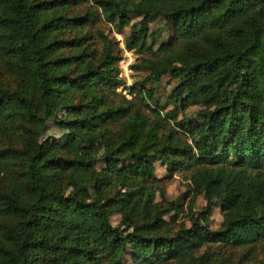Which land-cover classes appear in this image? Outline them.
Instances as JSON below:
<instances>
[{"label": "trees", "instance_id": "16d2710c", "mask_svg": "<svg viewBox=\"0 0 264 264\" xmlns=\"http://www.w3.org/2000/svg\"><path fill=\"white\" fill-rule=\"evenodd\" d=\"M86 1L0 0V264H124L125 253L131 264H232L199 251L264 239V0ZM156 16L174 28L157 46ZM98 20L129 25L132 66L148 72L131 97L117 90L121 47ZM165 74L182 107L199 106L194 144L166 126L145 85ZM51 118L66 130L63 146L42 137ZM99 135L115 145L96 170L80 148ZM151 154L189 170L194 197L215 196L189 226ZM91 187L101 199L87 198Z\"/></svg>", "mask_w": 264, "mask_h": 264}, {"label": "rangeland", "instance_id": "374dc122", "mask_svg": "<svg viewBox=\"0 0 264 264\" xmlns=\"http://www.w3.org/2000/svg\"><path fill=\"white\" fill-rule=\"evenodd\" d=\"M87 3L94 4L91 0H87ZM138 19V17H131L130 15L126 16V20L131 22ZM96 26L102 28L110 36H114L118 40V45L121 47V59L119 60L120 76L122 78V85L117 87L119 92H122L127 97H131L129 94L128 86L131 84L139 83L144 81L147 70L144 68H133L132 64L140 62L139 54H136L132 49H127L124 45V37L129 32V25L122 26V30L118 31L115 28L116 26L112 25L103 20H98ZM149 29L154 31L156 34L155 40L157 46L161 41H169L173 37L174 28L172 25L167 24L164 19L160 16H156L151 19L149 22ZM147 87H153L154 93L153 96L157 101V105L161 108V113L166 116V126H172L177 129V135L182 139H188L192 144L194 140L188 134L190 128V123H198L202 121V118L198 116L197 111L199 109L198 105H190L187 107H182L181 101L176 93L172 91L173 87L176 85L177 81L175 78L171 77L169 74L161 76L160 80L157 83L151 81H145ZM169 111L176 116L177 121H180L181 124H178L174 119L168 116ZM65 129L59 127L53 118L47 121L46 129L43 131L42 137L49 136L51 140L59 146H63ZM199 132L193 135L195 139L199 141ZM192 139V140H191ZM114 142H111L105 135H99L95 139H91L82 143L80 152L92 153L97 157L95 163L96 170L100 169L103 164V155L113 146ZM153 157V158H152ZM153 164L155 166V173L157 176H165V189L168 199L174 200L177 204L180 205L181 209L177 213V222H183L187 226L191 224L190 216L195 214L207 201V198L215 199V196L201 193L196 197L193 196L190 186V171L185 169H174L170 161L157 158L153 154L150 155ZM232 160H235V157H232ZM123 188H129L131 185L122 183ZM89 199H101L102 197L97 194L93 188H90L89 194L87 196ZM137 214V211H134L131 215V219ZM173 215V212H170L165 215L166 218H169ZM210 226L213 229H216L220 226L223 215L221 210V204L219 202L214 203L212 206V211L210 214ZM119 214H113L110 218L111 223L117 228L121 229L123 232L130 230V223H122L120 220ZM209 251L215 253V257L218 259L220 255L229 254L231 257L232 264H264V239L258 242L252 249L249 246L243 247H222L218 243H210L204 245L199 253L203 251ZM124 264H131L132 260L128 253H125L123 256Z\"/></svg>", "mask_w": 264, "mask_h": 264}]
</instances>
